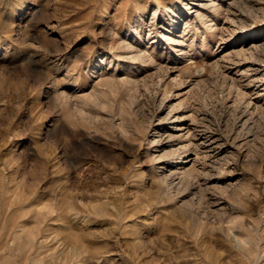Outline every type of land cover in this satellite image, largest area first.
I'll return each mask as SVG.
<instances>
[{
	"label": "rangeland",
	"instance_id": "374dc122",
	"mask_svg": "<svg viewBox=\"0 0 264 264\" xmlns=\"http://www.w3.org/2000/svg\"><path fill=\"white\" fill-rule=\"evenodd\" d=\"M197 3L0 0V264H264V0Z\"/></svg>",
	"mask_w": 264,
	"mask_h": 264
},
{
	"label": "bare ground",
	"instance_id": "6f19581e",
	"mask_svg": "<svg viewBox=\"0 0 264 264\" xmlns=\"http://www.w3.org/2000/svg\"><path fill=\"white\" fill-rule=\"evenodd\" d=\"M195 1H198V3L197 4H195L196 6L195 7H202L203 9H206V7L207 8H209V6H207V3L206 4H200L203 0H195ZM211 2V1H210ZM196 3V2H195ZM209 3V2H208ZM175 4V3H174ZM174 4L172 5V6H174ZM209 5V4H208ZM213 6L215 5V4H212ZM172 6H164V11L165 12H168L169 13V15L170 16H173V19H170L169 21H161L162 22V27L163 28H165V30L168 32V33H170V31H171V29H173V28H175V26H176V22H177V13L174 11V9L172 8ZM211 7V9H213V8H215V7ZM185 9H188V5L187 6H185ZM216 9V8H215ZM215 9H213V10H215ZM189 10V9H188ZM197 11H198V9H197ZM197 11H195V13H197ZM198 13H199V11H198ZM200 14V13H199ZM197 15V14H196ZM201 16V15H200ZM204 16V15H203ZM199 17V16H198ZM202 17V16H201ZM200 17V18H201ZM169 18V17H168ZM205 18V17H204ZM207 21H208V25L209 26H211L212 25V22H213V19H207ZM216 32V31H215ZM133 34L135 35V37L138 39L140 36V33H137V30H134L133 31ZM165 37V36H164ZM166 39L167 40H171V38L170 37H168L167 35H166ZM124 40V39H123ZM124 43H125V41H123ZM155 42V41H154ZM179 42V41H178ZM177 42V43H178ZM127 46V48H129V49H131L133 46L132 45H130V44H128V45H126ZM123 47V46H122ZM131 47V48H130ZM125 48V47H124ZM134 48H136V47H134ZM133 50V49H132ZM134 51V53H133V55H131L132 56V59H135V60H137V62H139V64L141 65V66H145L146 64H149V62L151 63V62H154V58L156 57V55L155 54H153L152 52H146V51H144V53H142V51L139 49H134L133 50ZM146 52V53H145ZM132 53V52H131ZM130 56V57H131ZM131 59V60H132ZM136 71H138V69L136 70ZM123 121H124V119H123ZM122 127H123V125H122ZM175 127H178V126H175ZM125 129V128H124ZM177 129H180V128H177ZM208 143V142H207ZM74 147V146H73ZM76 147V146H75ZM77 152V151H76ZM171 154V153H170ZM171 155H175V157H173V158H175L176 159V162H178L179 164H182V158L180 157V155H181V153H175V152H173V154H171ZM165 157H167V156H165V155H163V156H160L159 158L161 159V158H165ZM169 157V156H168ZM172 158V157H171ZM67 160H68V162L69 163H71V164H74V163H77V162H79L80 161V156L79 155H74V154H70V153H68L67 154ZM162 180H163V183H165V186H166V189H170V187H171V184H173V181H172V179H171V176H168V175H166V174H164V176L162 177ZM170 186V187H169ZM71 211H72V208H71ZM74 213V215H75V212H73ZM77 214V213H76ZM19 217H21V216H19ZM29 218V217H28ZM16 221V220H15ZM14 221V222H15ZM25 221H27V219L26 220H23V222H25ZM32 234V233H31ZM13 238V237H12ZM23 238H25V237H23ZM25 243H27L26 242V240H25Z\"/></svg>",
	"mask_w": 264,
	"mask_h": 264
}]
</instances>
